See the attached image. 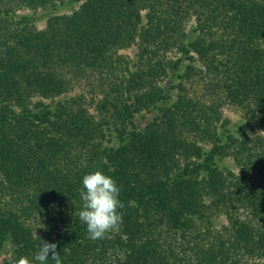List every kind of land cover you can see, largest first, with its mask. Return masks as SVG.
<instances>
[{
	"label": "trees",
	"instance_id": "1",
	"mask_svg": "<svg viewBox=\"0 0 264 264\" xmlns=\"http://www.w3.org/2000/svg\"><path fill=\"white\" fill-rule=\"evenodd\" d=\"M63 2L0 0L7 264L42 241L62 264H264V0H82L41 30L16 15ZM131 47L134 59L120 54ZM91 79L92 110L83 95L61 98ZM226 104L243 111L234 131ZM142 111L156 114L139 128ZM96 169L124 208L122 225L92 241L78 190Z\"/></svg>",
	"mask_w": 264,
	"mask_h": 264
},
{
	"label": "clouds",
	"instance_id": "2",
	"mask_svg": "<svg viewBox=\"0 0 264 264\" xmlns=\"http://www.w3.org/2000/svg\"><path fill=\"white\" fill-rule=\"evenodd\" d=\"M81 185L78 190L82 201L79 220L86 226L88 239L102 240L123 223L121 189L116 180L101 169L85 174ZM49 261L62 264L60 252L56 243L42 241L33 257L20 256L15 264H49Z\"/></svg>",
	"mask_w": 264,
	"mask_h": 264
},
{
	"label": "rangeland",
	"instance_id": "3",
	"mask_svg": "<svg viewBox=\"0 0 264 264\" xmlns=\"http://www.w3.org/2000/svg\"><path fill=\"white\" fill-rule=\"evenodd\" d=\"M63 5H59L57 3V7L55 10L47 9H37V10H18L16 12V15H33L37 17V20L35 22V26L37 29H43L46 25V20L50 14H68L73 10H76L78 6L81 4L82 0H63ZM136 49L135 47H131L129 49L123 50L120 52L125 57H128L129 59H134ZM174 83L169 82L166 84L167 86V94L175 97L176 90L172 89ZM101 86L98 81V79H91V80H81L77 83H75L72 87V89L64 94L61 98H71L76 95H83L85 97L86 103L90 106L89 109H93V105H90L92 101L98 100V98L101 97ZM202 90V89H201ZM222 112V118L228 122L227 128H229L231 131H234L237 126L243 121V111L231 104H226L221 109ZM155 112H146L142 111L135 116V123L139 128H143L147 123H149L152 118L155 116ZM224 165H226L228 168H233V163L231 159H225L222 162ZM235 169V168H234ZM227 221L226 218L221 216L216 224L217 226H221L223 224L226 225ZM11 247L9 245L4 246L0 250V264H7V262L11 258Z\"/></svg>",
	"mask_w": 264,
	"mask_h": 264
}]
</instances>
